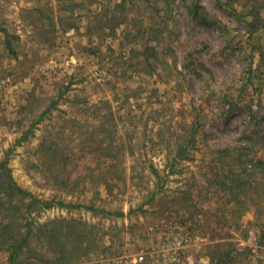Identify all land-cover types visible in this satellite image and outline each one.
<instances>
[{"label":"rangeland","instance_id":"obj_1","mask_svg":"<svg viewBox=\"0 0 264 264\" xmlns=\"http://www.w3.org/2000/svg\"><path fill=\"white\" fill-rule=\"evenodd\" d=\"M0 24V162L113 213H34L87 234L73 264H264V0H0Z\"/></svg>","mask_w":264,"mask_h":264},{"label":"trees","instance_id":"obj_2","mask_svg":"<svg viewBox=\"0 0 264 264\" xmlns=\"http://www.w3.org/2000/svg\"><path fill=\"white\" fill-rule=\"evenodd\" d=\"M213 23L216 25L215 22ZM0 32L6 35L7 47L13 52L11 41L8 40L10 35L1 24ZM54 104L50 106V110ZM32 130L26 131L22 138L17 140V144L27 140ZM197 133L198 130L193 128L187 142L179 146L178 154L171 167H175L178 158L187 157L186 155L195 149ZM217 153L222 152L217 151ZM8 163L9 159L0 162V254L9 253L7 259L9 264H73L88 256L94 247L86 243L87 234H78L71 227H68L66 234H63L62 228H54L55 222H50V220L44 224L34 222L35 212L51 209L56 201L39 198L21 187L14 179ZM254 168L264 175V161H257ZM239 189H243L242 185ZM56 204L61 208H86L108 216L113 214L105 209L83 204L73 205L64 202ZM115 215L122 217L124 213L117 212ZM62 223L68 222L62 221ZM35 239L38 240L40 246L36 245Z\"/></svg>","mask_w":264,"mask_h":264}]
</instances>
